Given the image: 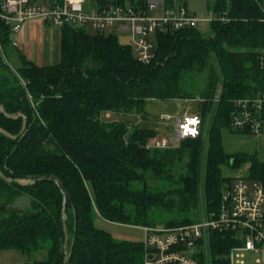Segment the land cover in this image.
<instances>
[{"label":"trees","instance_id":"1","mask_svg":"<svg viewBox=\"0 0 264 264\" xmlns=\"http://www.w3.org/2000/svg\"><path fill=\"white\" fill-rule=\"evenodd\" d=\"M177 3L187 5L186 0H165L167 7ZM212 9L218 19L207 32L184 28L156 33L150 64L140 62L133 47L113 33L70 26L62 28L57 65L26 62L13 70L0 55V105L6 113L20 115L10 119L0 111V127L18 135L27 119L17 139L0 133V170L6 178L37 179L19 185L0 176V202L6 201L0 205V250L45 249L46 260L27 264H65V194L67 264H144L142 241L117 240L98 228L96 211L122 225L190 224L201 219L202 210L206 216L219 209L232 181L224 167L250 163V177H262L264 161L255 154L228 153L223 137L237 132L231 128L233 100L264 91V0H217ZM2 43L4 48L11 44L8 26ZM198 97L204 123L210 120L206 135L185 140L177 149L148 150L147 143L157 135L149 105ZM107 112L110 118L104 116ZM133 115L143 123L129 128L128 116ZM24 194L32 198V208L11 209ZM235 245L232 233L214 232L208 264H229Z\"/></svg>","mask_w":264,"mask_h":264},{"label":"built area","instance_id":"2","mask_svg":"<svg viewBox=\"0 0 264 264\" xmlns=\"http://www.w3.org/2000/svg\"><path fill=\"white\" fill-rule=\"evenodd\" d=\"M186 1L187 5L177 3L167 7L165 0L105 5L95 0L94 3L90 0H0V55L8 63L2 43L3 27H9L11 44L18 47L15 36L22 26L30 20H42L61 29L70 26L90 33L127 32L136 58L143 64H150L156 56L153 42L156 33L210 26L218 19L212 6L206 16H201L190 9L189 0ZM220 18L224 20V17ZM260 65L264 70V52L260 56ZM21 81L26 86L25 81ZM28 96L35 105L32 95L28 93ZM178 100L187 108L178 116L161 114L159 122L156 118L157 135L147 143L148 150L177 149L185 140L206 135L207 125L199 107L191 115V104L203 103V99ZM233 108L232 130L264 138V91L257 96L234 99ZM104 116L110 118L111 113ZM142 123L143 119L138 116L133 125ZM159 123L166 125L163 134ZM247 166L250 170L251 164L247 163ZM140 229L144 231V264H208L214 232L232 233L236 245L229 252V264H244L249 252L259 253L258 262L264 263V167L260 179L237 177L227 184L219 209L202 215L199 221L169 227L144 225Z\"/></svg>","mask_w":264,"mask_h":264},{"label":"rangeland","instance_id":"3","mask_svg":"<svg viewBox=\"0 0 264 264\" xmlns=\"http://www.w3.org/2000/svg\"><path fill=\"white\" fill-rule=\"evenodd\" d=\"M91 3H94V0H90ZM138 1V0H136ZM213 2L205 1V0H189L188 1V7L192 10H195L199 15L206 16L208 13V8L212 6ZM157 14V13H156ZM61 29V28H60ZM59 29V30H60ZM200 29L204 32H207L209 30V25H201ZM62 32V29L60 30ZM113 34H115L119 41L122 44L129 45L131 43V39L129 36V33L127 32H118L114 30ZM110 32V31H109ZM107 32L106 34H109ZM153 42L155 46L157 45L156 37L153 38ZM7 50V46H5ZM8 57L11 62V67L14 69H19L20 66L17 65V63L11 58L10 54H8ZM18 79L20 80V77L17 75ZM22 82V81H21ZM201 83H204L201 81ZM220 86L218 87V93L220 91ZM199 107V104L193 103L191 104V115L196 113ZM187 108V105L181 101V100H171V101H157L153 104L149 105L148 110L151 113V119L153 118V121L156 122V118L159 122V116L161 114H168V115H174L178 116L183 113V111ZM139 115L128 116L129 124L133 125L135 121L138 119ZM137 117V118H136ZM141 117V116H139ZM142 118V117H141ZM154 122V124H155ZM208 125H210V120L208 119ZM172 124V123H171ZM207 125V128H208ZM160 133L163 134L166 130L165 124H160ZM172 130L170 129V133ZM223 144L225 147V150L232 154V153H246V154H255L256 157H259L260 159H264V138L258 137L253 134H242L237 132H225L223 137ZM247 163L242 164L238 168H232V167H224L223 173L225 176L231 177L232 180H234L237 177H244L248 178L250 177V171L247 168ZM0 202V205L5 203ZM204 208V204L202 202L201 209ZM203 210L201 211L202 215ZM199 215L201 218L202 215ZM93 219L95 222V225L98 228H101L103 230H106L114 236L117 240H130V241H142L144 238V231L138 228V226H132V225H122L118 223H113L110 221L105 220L102 218L97 211L93 215ZM161 220L160 217L155 218V220ZM156 226L164 227L163 220L159 221ZM261 255L259 253L249 252L246 254L245 263L244 264H264L259 263V258ZM48 258V251L45 249H38L34 250L30 253H23L16 249H3L0 250V264H27L29 262L34 261H43Z\"/></svg>","mask_w":264,"mask_h":264},{"label":"crops","instance_id":"4","mask_svg":"<svg viewBox=\"0 0 264 264\" xmlns=\"http://www.w3.org/2000/svg\"><path fill=\"white\" fill-rule=\"evenodd\" d=\"M59 29L42 20L27 21L15 36L19 46L10 44L7 50L5 48L8 64L11 66L8 54L20 67L26 62L40 67L59 64L62 58V32Z\"/></svg>","mask_w":264,"mask_h":264},{"label":"water","instance_id":"5","mask_svg":"<svg viewBox=\"0 0 264 264\" xmlns=\"http://www.w3.org/2000/svg\"><path fill=\"white\" fill-rule=\"evenodd\" d=\"M0 111L7 117L10 119H16L18 118L20 115H12V114H8L6 113V111L4 110L3 106L0 105ZM27 128V119L24 117V122H23V127L22 130L20 132V134L18 135H13L11 133H9L7 130L3 129L0 127V133L4 134L5 136L11 138V139H17ZM0 176L3 177L4 179H6L7 182L12 183H18L19 185H29V184H34L37 179H30V180H23V179H12V178H6L4 176V174L2 173V171L0 170ZM58 184V182H57ZM33 206V200L31 197H29L28 195H21L18 198H16L10 205L9 207L13 210H18V211H26L28 209H31ZM67 197L64 194V198H63V209H62V219H63V229H64V234H65V239H64V245H63V250H64V263L67 264L69 258H70V253H69V232H68V227H67Z\"/></svg>","mask_w":264,"mask_h":264}]
</instances>
